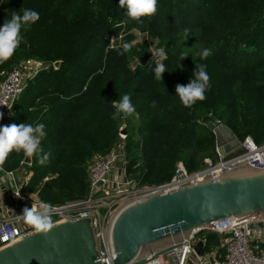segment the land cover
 <instances>
[{"label":"trees","instance_id":"obj_1","mask_svg":"<svg viewBox=\"0 0 264 264\" xmlns=\"http://www.w3.org/2000/svg\"><path fill=\"white\" fill-rule=\"evenodd\" d=\"M24 9L40 19L21 29L24 39L0 64V79L31 58L46 68L28 81L6 125L43 123L41 147L51 155L43 166L33 157L23 191L49 204L86 197L89 161L120 139V113L112 102L124 95L136 109L126 119L127 170L140 185L169 181L179 161L195 171L206 158L215 160L209 121L225 123L240 140L264 143V0H157V12L139 20L119 0H0V27ZM133 29L142 35L139 46L108 48L121 32L130 43ZM155 41L167 57L160 62L149 49ZM205 49L212 53L206 59ZM183 52L189 55L181 59ZM158 63L166 66L162 80L155 77ZM196 64L207 66L211 87L189 108L176 85L194 78ZM24 158L13 150L3 165L15 169ZM205 237V250L218 248L224 259L223 237Z\"/></svg>","mask_w":264,"mask_h":264},{"label":"built area","instance_id":"obj_2","mask_svg":"<svg viewBox=\"0 0 264 264\" xmlns=\"http://www.w3.org/2000/svg\"><path fill=\"white\" fill-rule=\"evenodd\" d=\"M30 62L32 60H27L12 68L3 79H0V112L3 113L0 127L6 125V119L13 113L16 101L28 85L29 77H35L46 68L45 65L44 68H36L40 63L34 62L32 65L34 69H29ZM119 135L120 139L108 153L96 155L89 161L88 195L63 204H51L59 209L52 215L53 225L64 220L90 219L99 259L102 262L113 260L116 256L112 244V229L117 216L126 207L154 194L164 193L184 184L200 182L210 175L215 176L240 165L264 166V143L257 144L248 136L243 142L246 147L248 142L255 145L257 152L253 156L252 149L247 147L246 153L225 160L217 147V158L215 160L206 158L205 168L189 171L185 164L179 161L169 181L140 185L127 170V133L120 131ZM28 166L30 165L25 160H22L15 169L0 166V229L10 233L8 239H0V248L37 232L34 226L27 224L23 219H17L18 215L23 214L25 207L31 208L34 204L39 209V204L45 202L38 199L36 193L23 191L33 175ZM15 193H19L20 196L17 197ZM256 221L264 222V218L258 214L215 220L207 227L193 230L188 238L160 250L156 256L145 255L135 264H264V236L261 230L251 227ZM206 232L217 233L223 237L221 247L226 250L224 259H221L218 250L212 252L205 250L202 256L196 252L195 246L198 241L202 240L205 247ZM2 235L3 232H0V236Z\"/></svg>","mask_w":264,"mask_h":264},{"label":"water","instance_id":"obj_3","mask_svg":"<svg viewBox=\"0 0 264 264\" xmlns=\"http://www.w3.org/2000/svg\"><path fill=\"white\" fill-rule=\"evenodd\" d=\"M61 60L54 63L59 68ZM216 146L229 159L247 152L244 142L225 123L216 120ZM127 133V128H121ZM33 163V157L25 156ZM207 167L203 162L201 168ZM260 214L264 218V166L244 164L157 193L120 212L112 229L113 260L102 262L89 218L62 221L47 234L26 235L0 248V264H135L143 255L157 253L188 238L191 231L209 226L227 217ZM264 236V222L251 224ZM196 252L202 256L204 242L198 241ZM213 262V258H211Z\"/></svg>","mask_w":264,"mask_h":264},{"label":"clouds","instance_id":"obj_4","mask_svg":"<svg viewBox=\"0 0 264 264\" xmlns=\"http://www.w3.org/2000/svg\"><path fill=\"white\" fill-rule=\"evenodd\" d=\"M121 8H127V15L133 20H139L142 16H151L157 12V0H119ZM40 19V14L32 9H24L23 15L13 12L11 19H6L3 26L0 27V64L9 60L19 47L24 39L21 34L22 28H29L32 24ZM123 51L128 52L132 48V44L124 43ZM121 55L123 52L120 53ZM161 58L166 59V53L160 49L157 53ZM210 49H205L202 53V58L206 59L211 55ZM189 55L187 52L181 54V59ZM206 65L196 64L194 78L190 79L187 85L177 84L176 94L180 97L182 104L185 107H192L197 101L206 99L205 92L210 89V76L206 71ZM166 71V66L163 63H158L155 68V77L157 80H162V74ZM113 106L118 112L125 117L131 116L136 109L131 102L129 95H124L117 103L113 101ZM155 106V102L153 105ZM3 118V113L0 112V119ZM45 125L38 123L33 126L30 123H21L19 125L13 123L0 127V166H2L8 155L15 150L17 153L23 151L28 158L38 157V163L45 165L51 153H45L41 147L42 139L47 135ZM17 197L19 193H15ZM59 211L56 207L49 203L41 202L39 209L33 204L31 208L25 207L23 214L18 215L17 219H23L24 222L34 226L38 233L47 234L53 226L52 215ZM3 235L0 239H8L10 233L0 229Z\"/></svg>","mask_w":264,"mask_h":264},{"label":"rangeland","instance_id":"obj_5","mask_svg":"<svg viewBox=\"0 0 264 264\" xmlns=\"http://www.w3.org/2000/svg\"><path fill=\"white\" fill-rule=\"evenodd\" d=\"M133 31V32H132ZM131 34H133V38L130 40V44H132V48L130 49V51L135 47L139 46L141 43H142V35L139 31H137L136 29H133L130 31ZM126 34L128 33H123L121 32L119 36H116V35H113L111 37V41H110V44L108 46V48H111V49H119L122 47V45L125 43V41L128 42V40L124 37ZM116 42H118V44H116ZM156 44L157 42H150V52H151V57L155 60H162L163 58H161L157 53L159 52L160 49H158L156 47ZM123 48V47H122ZM29 60H32V62L29 63V69H34L32 68V65L34 64V62H39L40 64H38L36 66V68H44V65H46V63H44L43 61L41 60H38V59H35V58H31ZM133 65V64H132ZM35 77H29V80H32L34 79ZM120 113V112H119ZM120 115V118H121V127H126L127 125V117H125L122 113L119 114ZM212 121H209V124L210 126H213L214 127V124L211 123ZM127 128V127H126ZM214 129V128H213ZM243 141V140H242ZM245 141V140H244ZM134 178V177H133ZM34 195V194H33ZM38 199H39V196L38 194L35 195ZM205 232V231H204ZM204 232L202 234H204ZM223 248V247H222ZM214 250H218L217 249H214ZM219 251V250H218ZM139 261V260H138ZM137 263V262H136Z\"/></svg>","mask_w":264,"mask_h":264},{"label":"bare ground","instance_id":"obj_6","mask_svg":"<svg viewBox=\"0 0 264 264\" xmlns=\"http://www.w3.org/2000/svg\"><path fill=\"white\" fill-rule=\"evenodd\" d=\"M251 144V145H250ZM247 147H249L250 149H252L251 155H255V153L257 152V149H255V145H253L252 143H247ZM192 232V231H191Z\"/></svg>","mask_w":264,"mask_h":264},{"label":"crops","instance_id":"obj_7","mask_svg":"<svg viewBox=\"0 0 264 264\" xmlns=\"http://www.w3.org/2000/svg\"><path fill=\"white\" fill-rule=\"evenodd\" d=\"M145 255L141 256L140 258L144 257Z\"/></svg>","mask_w":264,"mask_h":264}]
</instances>
